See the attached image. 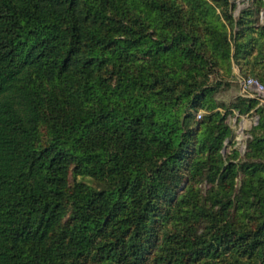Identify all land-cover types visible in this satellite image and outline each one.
Returning a JSON list of instances; mask_svg holds the SVG:
<instances>
[{"label": "trees", "instance_id": "obj_1", "mask_svg": "<svg viewBox=\"0 0 264 264\" xmlns=\"http://www.w3.org/2000/svg\"><path fill=\"white\" fill-rule=\"evenodd\" d=\"M235 9L0 0V264H264V108L225 158L257 101L211 83L243 54L264 82Z\"/></svg>", "mask_w": 264, "mask_h": 264}, {"label": "rangeland", "instance_id": "obj_2", "mask_svg": "<svg viewBox=\"0 0 264 264\" xmlns=\"http://www.w3.org/2000/svg\"><path fill=\"white\" fill-rule=\"evenodd\" d=\"M230 2L236 5V9L232 11L236 21L239 19V15L242 10L248 9L250 7L252 8L251 10L253 15L250 16V20L248 21L252 22L250 25L253 29L247 32L244 40L249 42L248 45H251V41L254 39L255 41L252 45L255 48V51L260 50L264 56V0L263 4L259 3L258 0H230ZM236 31L237 28L233 30H230L229 28L232 50L235 48L234 36L236 35ZM258 57L259 56H256V58ZM252 58L256 59L255 56ZM254 59H250V57L246 54H243L242 58L239 60H234L232 58L230 63L216 68V74L211 77V83L218 87L217 92L213 96V99L216 101L230 104L238 97L257 101L256 108L253 109L249 114L242 115L238 111H232L226 120L227 124L233 131V137L230 142L225 144L224 148L222 149V154L225 155V158H227L232 154L233 150H236L239 154L237 160H235L237 163L246 161L245 153L247 151L248 140L251 138V132L253 128L258 125L260 118V115L256 110L259 107L264 108V93L257 90L254 86L250 87L248 84V81L251 79L258 80L259 82L262 81L260 78H257L248 72V70L252 67V64L255 63H253ZM256 60L258 61V59ZM259 62L260 64L259 66H256V71L262 74L264 77V58L259 59ZM261 84L264 85V82ZM215 85L213 87L216 88ZM219 110L226 113L221 109ZM205 114L206 111H198L196 113V121H200ZM43 135L45 134L43 133ZM241 177L242 175L239 178L237 177L238 186L240 185ZM85 181L89 182L88 180ZM169 222L172 223L171 221Z\"/></svg>", "mask_w": 264, "mask_h": 264}, {"label": "built area", "instance_id": "obj_3", "mask_svg": "<svg viewBox=\"0 0 264 264\" xmlns=\"http://www.w3.org/2000/svg\"><path fill=\"white\" fill-rule=\"evenodd\" d=\"M248 84L250 87L254 86L257 90L264 93V85L261 84L258 80L251 79L248 81Z\"/></svg>", "mask_w": 264, "mask_h": 264}]
</instances>
